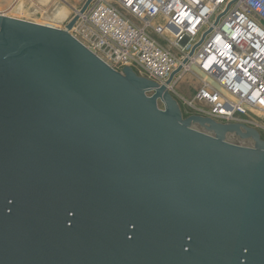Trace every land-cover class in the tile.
Masks as SVG:
<instances>
[{"label":"water","instance_id":"1","mask_svg":"<svg viewBox=\"0 0 264 264\" xmlns=\"http://www.w3.org/2000/svg\"><path fill=\"white\" fill-rule=\"evenodd\" d=\"M92 1L64 28L0 14V264H264L261 134L185 117L181 68H111L71 34Z\"/></svg>","mask_w":264,"mask_h":264},{"label":"built area","instance_id":"2","mask_svg":"<svg viewBox=\"0 0 264 264\" xmlns=\"http://www.w3.org/2000/svg\"><path fill=\"white\" fill-rule=\"evenodd\" d=\"M71 34L159 85L181 68L167 87L187 116L255 129L264 117V0H93ZM189 72L201 80L190 99L176 90Z\"/></svg>","mask_w":264,"mask_h":264},{"label":"rangeland","instance_id":"3","mask_svg":"<svg viewBox=\"0 0 264 264\" xmlns=\"http://www.w3.org/2000/svg\"><path fill=\"white\" fill-rule=\"evenodd\" d=\"M18 1L11 0V6L9 9L10 11L9 10L7 11L9 12V14L6 13L7 15L28 21H33L36 23L54 25L55 27L64 28L66 24L73 18L75 14L74 9L82 8L87 0H67V4L62 3L69 9V12L64 18L63 17L58 18L56 17L55 14H53L54 9H56L57 7L53 3L45 6L46 3L44 0H21L20 3H18ZM14 4L15 5L17 4V7L16 9L12 10L11 7ZM200 82H201L200 79H197L193 73L189 72L183 76L182 80L178 83L176 90L181 95L186 96L187 98L190 99L196 93V89L200 85ZM160 107L161 108L163 107L162 104H160ZM181 108L183 110L184 116L187 117L188 109L185 105L182 104V102H181ZM257 121L259 124V126H256L257 130L259 131L262 139L264 140V117L257 118ZM195 128L203 131V128L199 125H196ZM227 141L241 146H247V147L255 146V141L251 137L242 138L234 133L227 135Z\"/></svg>","mask_w":264,"mask_h":264},{"label":"bare ground","instance_id":"4","mask_svg":"<svg viewBox=\"0 0 264 264\" xmlns=\"http://www.w3.org/2000/svg\"><path fill=\"white\" fill-rule=\"evenodd\" d=\"M18 1V0H17ZM16 2V1H15ZM21 2V0H19L18 1V3H20ZM17 3V4H18ZM17 4L15 5H13L12 6V10H14V9H16V7H17ZM19 6V5H18ZM21 7H22V5H21ZM1 9V8H0ZM2 10V9H1ZM75 10V9H74ZM38 11V10H37ZM36 11V12H37ZM69 12V9H68V7H66L65 5H58L57 7H56V9H54V12H53V14H55L56 15V17H65L66 15H67V13ZM8 14H9V12H7ZM31 13H33V12H31ZM4 14L6 15V13L4 12ZM39 14V13H38ZM50 21H52V20H50ZM50 24V23H49Z\"/></svg>","mask_w":264,"mask_h":264},{"label":"crops","instance_id":"5","mask_svg":"<svg viewBox=\"0 0 264 264\" xmlns=\"http://www.w3.org/2000/svg\"><path fill=\"white\" fill-rule=\"evenodd\" d=\"M10 6H11V0H0V7L3 11H8L10 9Z\"/></svg>","mask_w":264,"mask_h":264}]
</instances>
